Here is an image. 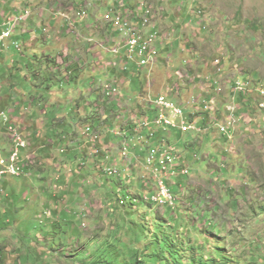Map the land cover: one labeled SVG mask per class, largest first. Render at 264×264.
Wrapping results in <instances>:
<instances>
[{"label": "rangeland", "instance_id": "1", "mask_svg": "<svg viewBox=\"0 0 264 264\" xmlns=\"http://www.w3.org/2000/svg\"><path fill=\"white\" fill-rule=\"evenodd\" d=\"M83 1L96 5L88 12L101 19L93 35L108 36L102 21L105 3L141 7L138 17L148 11L149 25L161 39L157 65L123 71L120 60L111 66L112 58L96 49L98 54L83 55L87 66L70 89L72 82L63 80L66 72L55 63L59 52L64 45L68 52L71 47L86 50L93 43L85 45L84 39L97 40L87 36L89 29L65 26L56 3L68 8ZM35 5L37 11L52 6L57 11L37 28L45 27L49 36L63 34L65 40L44 48L39 41L29 49L32 58L11 49L15 66L9 62L2 72L7 74L0 83V110L17 120L30 145L25 141L28 152L19 150V176L0 178V264H104L115 257L130 264H210L211 259L219 263L221 254L231 264H264V109L239 107L248 102L230 90L235 81L264 88V0H38ZM6 10L13 11L0 8V14ZM72 33L79 34L77 42L69 41ZM17 43L23 49L26 40ZM97 63L105 65L99 73L111 75L106 81L93 71ZM208 77L218 81L215 91L208 90ZM8 78L21 88L13 93L4 88ZM105 84L116 87L117 96H104ZM157 93L172 95L184 121L193 119L201 131L169 129L171 137L160 136L158 129L167 127L154 121L161 110L152 103ZM258 95L264 101V94ZM228 104L239 113L236 126ZM141 116L150 117L146 128L156 125L149 134L159 136L157 143L137 135ZM12 125L0 119V135L9 136ZM89 125L101 135L100 152L108 157L100 164L88 143L83 144L85 159L79 157L80 135ZM109 129L127 130L125 138L135 144L127 146L116 178L97 171L120 159L121 140L108 136ZM48 132L54 134L50 139ZM14 149L10 139L0 138L1 158L9 160ZM152 150L155 158L169 156L174 169L149 163ZM160 180L172 198L169 203L152 199Z\"/></svg>", "mask_w": 264, "mask_h": 264}, {"label": "clouds", "instance_id": "2", "mask_svg": "<svg viewBox=\"0 0 264 264\" xmlns=\"http://www.w3.org/2000/svg\"><path fill=\"white\" fill-rule=\"evenodd\" d=\"M36 1H38V0H35V2ZM41 1H43V0H41ZM73 4H76V3L73 2ZM125 5L126 6H123L121 8H117V7L110 6V4L107 5L105 3V5L103 6V7H105V11H104L105 15L103 16V20L102 21L106 25L105 28H106V30H108V36H104L100 32H98L96 35H93V32H88L89 34L87 36L88 37L94 36V38L97 40V42H95L93 40H89V39H84L85 40V45H88V42L89 43H93L89 49H94V50L99 49L101 54H108V56L112 58V62H110L111 66L116 64L117 59L120 60V62L124 65L123 71H125V70L131 71L132 68H134L137 71L138 70L141 71V70H144V69H148L150 67H154L158 63V53H159L158 44L161 43V39L159 38L158 32L156 31V27H151L149 25V21L146 18L147 14H148V11H146L144 13L143 17H142V15L140 17H138L139 13H140V10H142L141 7H136V8H133V10H130V9L127 8V4H125ZM88 6L96 7V5H93L91 3L86 4V1H83L81 4L70 6L71 10L67 11V8H64V6L61 3H59V6H58V10L59 11H58L57 14H61L62 15L61 20H63L67 25H72V26L76 25L79 21H81L83 19H85L84 21H89L88 19H86V18H88V15H89L90 16L89 19H94L98 23L95 26L97 28L99 23L101 22V19H100V17H98L94 13L88 12V9H87ZM102 8H99V11ZM95 9H97V8H95ZM51 10H52V12H54L56 14L57 11L55 12L53 6H52ZM96 12H98V11H96ZM104 13H102L101 16ZM31 15H32V12H30L28 9H23V10H20V13L18 14V16L3 18V22L0 24V50L1 49H9L11 51V49H14V50L18 51V53H20V54L22 53V49H21L19 43H17L18 41H14L13 40V35L15 34V36H16L17 28L21 24L26 23L30 19ZM73 15H74L73 19L69 18V17H71ZM134 18H136V22H134ZM145 20H146V22H145ZM81 22H83V21H81ZM96 28L94 30L95 32H96ZM40 30H41V32L45 33L44 29L41 28ZM72 36L74 38H76V34H73ZM77 39H78V37H77ZM133 41L136 42L137 46H146V47H142L140 49H137L132 54V58L130 59L129 58V44L131 42H133ZM93 46H95V48H93ZM143 48H145V49L142 50ZM141 50H142V52H141ZM43 57H45V56H43ZM49 58H51V57H49ZM51 61H52V59H51ZM213 61H215V60H213ZM142 62H144V63H142ZM184 62L185 63H189L187 61H184ZM55 63H56V61H55ZM58 67H59V69L61 68L59 65H58ZM27 69L29 70V72H31L30 76L32 78V76L34 74V73H32L33 72L32 69H30V68H27ZM83 69L84 68L79 70V68H77V69H74L73 72L78 73V72L82 71ZM6 70H7V68H6ZM12 71H15V70L12 69ZM67 71H65V72H66V75L68 76V78L72 79V81H74V80L78 81V75L74 76L72 74V72H68L67 73ZM93 71H95L96 73H99L97 69L93 70ZM5 74H7V73H5ZM35 74H36V78L40 76L39 73L37 72V70H36ZM99 75H101V74H99ZM23 77L26 78V75H24ZM99 77H100L99 80H103V76H99ZM99 80L97 81L96 84L99 83ZM207 81L210 82V84L207 85L209 91H215L216 89L219 88L218 81L216 79L208 77ZM236 82L237 81L233 82V86L230 88V90L232 91V94L235 93V95H238V92H236L235 88H234ZM77 84H78V82H77ZM77 84H76V86H77ZM105 85L102 86L103 89H104L103 90L104 96H110L111 94H116L115 96H117V94L119 92L116 89V87L113 88L112 86H107V85L105 86ZM256 85H258V84H256ZM256 85H255V83L253 85H250L251 88H252V91H253L250 94L253 97H255L254 99L259 100V104H260L263 100L260 98V96L255 91L256 90ZM76 86H74V87H76ZM142 90H143V88L141 89V91ZM88 92L93 93V90H90ZM169 96L171 97L172 95H168V97H167V96H165L163 94H158L157 93V94L154 95L152 103H154V105H156V103H155L156 100L159 97H161L166 102L172 103L173 105L176 106V104L173 103L169 99ZM118 97H120V96L118 95ZM149 97H151V96H149ZM3 98L4 97H1V99H3ZM1 99H0V101H1ZM103 100L110 101L109 98H107V99L104 98ZM228 107H231L232 110H229ZM239 107H241V106H239ZM156 108L159 109V107L157 105H156ZM236 109H237L236 107H233L230 104H228L226 106V111L228 113L231 112V111L235 112L234 113V117H235L234 124H235V126H236L237 121L239 119V117H237V115L239 113L236 111ZM258 109H261V108L258 106ZM159 112H160V110H159ZM167 113H170V112H167ZM0 114H3V115L0 116V119L4 123L9 124L11 122L13 124L11 127H9V131H8L9 132V136H6V135H3V136L5 138L10 139L13 145H16V143L14 142V139L17 136L20 137V139L25 143V141H26V139L28 137L26 138V137L21 135V131L18 128L17 120H15L13 117L10 119V117H8L7 114L3 110H0ZM215 114H219L220 115L221 113L219 111H217ZM157 116L158 115H156V117ZM240 116H241V114H240ZM155 118H154V121H155ZM169 118L174 119L173 114H172V117H169ZM149 119H150V117H146L144 120H142V116H141V119L138 117V121H141V122H139V124H140L139 129L140 128L141 129L146 128L148 126V124H149L148 123L150 121ZM188 123L192 124L193 123V119L190 120ZM94 129H95L94 125L87 126L85 131L82 132V135H80V138H81V136H85L87 138L86 139V143H88L91 146V150L89 152H92V153L93 152H95V153L98 152L95 155V160L94 161L96 163L100 164L105 159H108V157L100 152V148L102 146L100 147L99 145L101 144L100 141L102 140V137H101L100 134L93 133L92 131H94ZM128 130H130V129H128ZM108 131L112 133V134H107L108 136L117 137V138H119L121 140L119 142V145H120V148H121V150H120L121 154H120V159H115V160H112V161L110 160L109 164L106 167H109V166L114 167V166H116L118 168V167H121V165H122L123 144H126L128 146V148L131 147L130 144H132L133 146H135V144H133V142H131L130 140L127 141V139L125 138V136H127L126 135L127 130H121L119 133L112 132L111 129H109ZM137 131H138V129L134 130V132H137ZM23 132H25V131H23ZM131 133H133V132H131ZM106 139H105V141H106ZM67 142H69V141L67 140ZM70 143L71 142H69V144ZM107 143L108 142H106V144ZM29 145L30 144L28 143V146ZM26 147H27V145L25 143V147L24 148H20V149H24L25 150ZM128 148H127V150H128ZM14 150L11 151V154L14 152ZM85 150L87 152V148ZM25 151H27V150H25ZM64 152H65V150H61L60 149V153L64 154ZM79 157H82V156H79ZM9 159H10V157H9ZM7 161H9V160H7ZM21 163L22 162L20 161V164ZM104 168L100 167L97 171L100 172V174L104 175L105 177L110 178L109 176L104 174ZM19 169H20L19 171H21V166L19 167ZM3 170L4 169L2 167H0V172L3 171ZM9 175L10 174H3V175L0 176V178H4V177L9 176ZM11 176H13V175H11ZM18 176H16V177H18ZM116 177L117 176L112 177V178H116ZM156 189L158 190V193L154 194L153 195L154 197L159 195L158 182H157ZM142 199H144V198H142Z\"/></svg>", "mask_w": 264, "mask_h": 264}, {"label": "crops", "instance_id": "3", "mask_svg": "<svg viewBox=\"0 0 264 264\" xmlns=\"http://www.w3.org/2000/svg\"><path fill=\"white\" fill-rule=\"evenodd\" d=\"M86 4H88L87 1H86ZM56 6L58 7L59 3H57ZM31 7H32V10L30 12H32V15H31L30 19L26 23L21 24L17 28L16 36L13 39L14 41H18V39L26 40L25 47H28V48H27V50H25V47H24L22 49V53L21 54L24 55V56H28L29 58L33 57V54L30 52L29 49L34 48L36 45H39L41 43L40 44L41 48H44V46L46 47V45H48L50 42L55 44V43H57L59 41L64 42V40H65L63 38V36H64L63 34L57 35L55 37L52 36V35L49 36L46 32L43 33V32H41L40 29L37 28L38 26L45 24V19H46L47 15L53 17V16H55V13H52L51 10L45 11L44 8H39L38 11H37V8H36V5H35V0H28V1H25V0H6V1H3V2L0 1V8L2 10H4V8L5 9L9 8L10 10H13L11 12L6 10V13H3V11L1 12L0 15L2 16V20L0 21V24L3 22V18H8L10 16H18V14L20 13V10H23V9H28L29 10ZM70 10H71V8L68 7L67 11H70ZM88 20L89 21H83V22L79 21L76 24V27H84L85 30L89 29V30H91V32H93L95 30V28H96L95 26L98 23L94 19H88ZM47 26L50 27L49 24ZM65 26H67L66 23H65ZM36 28L38 30L37 31L38 35H35V33L33 31V30H36ZM42 29L45 30V27L42 28ZM66 30H67V28H66ZM39 32H41V33H39ZM78 35L79 34H76V38H74L72 36L69 39V41L77 39ZM39 41H40V43H39ZM75 42H77V41L75 40ZM64 47H65V50L61 49V51L59 52V56L57 58L58 60L56 59V63L60 65V67H61L60 71L61 70H64V71L68 70L67 73L68 72H72V74L73 75L76 74V76L79 75V72L78 73L73 72L74 69L79 68V70H80V69L85 68L87 66V63H86L87 60H86V58L83 55L92 54V53L98 54V52H96L94 49H89L88 48L86 50H81L80 48L79 49L78 48H74L73 49L71 47V48H69L70 52H68V47L69 46L64 45ZM93 48H95V46H93ZM14 51H16V50H14ZM87 51H89V52H87ZM16 52H18V51H16ZM68 53H69V55H72L69 58L66 56V54H68ZM46 54L49 55L48 53H46ZM61 54L63 56H65V58H63L61 56ZM12 55L13 54L10 53L9 49H1L0 50V73H1V75H0V83H2V78L4 76H6V74L5 73L2 74V72L6 70L7 64L9 62H11L15 66V62L12 61ZM42 56H45V55H42ZM72 57L75 60H73ZM104 66L105 65H102V66L99 67V64L98 63L96 64L97 70L99 68L100 69L101 68L105 69ZM12 69L13 70H20L17 67H14ZM61 73H62V71H61ZM99 74H101L103 76V79L105 81H106L107 78L111 77V75L109 77L103 75V72H100ZM80 77H81V75H80ZM63 80L65 82H72V83H68V85L71 86L70 89H72L74 86H76V84L78 82L76 80L72 81V79L68 78L67 75L65 77H63ZM2 86L4 88L11 89L12 90L11 93L15 92L13 90L14 87L18 88V89L21 88V85H19V83L16 82L15 78L14 79H9L8 78L7 80L3 81ZM14 95H15V93H14ZM33 100L35 101V99H33ZM0 104H1V102H0ZM2 137L3 136L0 135V138H2ZM82 147L84 148V145ZM26 157H30V156L26 154ZM88 169L94 170L92 168H88ZM95 173H97V172H95Z\"/></svg>", "mask_w": 264, "mask_h": 264}, {"label": "built area", "instance_id": "4", "mask_svg": "<svg viewBox=\"0 0 264 264\" xmlns=\"http://www.w3.org/2000/svg\"><path fill=\"white\" fill-rule=\"evenodd\" d=\"M142 47H146V46H137L135 41L131 42L129 44V58L131 59L132 54L137 49H140ZM144 49L145 48H143L142 50H144ZM142 50H141V52H142ZM142 63H144V62H142ZM244 83L245 82L237 81L235 83V86H234L235 91L236 92H244V93L253 92L251 86L250 85L247 86ZM255 91L257 92V94H264V88L262 90V88L259 87ZM155 103L159 108H161L160 113L155 118V123L157 121L160 123V125H163L164 127L180 128L182 131H188V130H199V131H201L200 129H196L191 123L185 122L182 111L178 107L173 105L172 103L166 102L161 97H159ZM259 107L261 109H264V101H262L259 104ZM163 110L173 114L174 119L169 118L168 115L163 112ZM1 115H3V114H0V116ZM178 119L181 120L179 125L177 124ZM221 130L224 131L223 127L221 128ZM15 143H16V149L11 154V162H4L3 159L0 158V167L9 168V174L13 175V176L17 175L19 170H20L19 167L16 166V162H17L18 157H19V149L25 147V143L23 141H19L18 136L15 138ZM96 153H98V152H96ZM155 154H156V152L154 150H152V152H151L152 158L149 161V163L153 164L159 170H167V168H169L170 170L174 169V166L171 165L173 161L170 159L169 156L160 155L159 158H155V157H153V155H155ZM122 155L125 158L127 157V145L126 144H123ZM118 170L119 169L116 166L105 167L104 168V174H106L109 177H115V176L119 175ZM183 172H186V171H182V173ZM158 188H159V195L156 197H153L152 199L153 200H156L157 198L160 199L159 202L161 204L169 203V201L172 200V198H171V196H169V194H168L169 191L166 189L163 180H160L158 182Z\"/></svg>", "mask_w": 264, "mask_h": 264}, {"label": "trees", "instance_id": "5", "mask_svg": "<svg viewBox=\"0 0 264 264\" xmlns=\"http://www.w3.org/2000/svg\"><path fill=\"white\" fill-rule=\"evenodd\" d=\"M49 62V61H48ZM256 84H258V82H255V85ZM238 95L239 96H241V98H242V100L243 101H247L248 103L246 104V105H243V106H241V107H245L246 109H249V110H251V112L253 111H255L256 110V108L258 109V106H259V100H256V99H254L253 98V96L251 95V94H247V93H244V92H238ZM153 126H156V125H152V126H149L148 128H146L145 129V131L144 130H142L141 129V131H139V133L137 134V135H145V136H147L148 137V139H151V141L152 142H158V140H160V138H159V136H157L156 134H154V133H150L149 134V131L151 130V131H154V130H152V128H154ZM158 127H160V126H158ZM163 128V127H162ZM169 129H177V128H172V127H167V130L165 131V130H163V129H158V132H159V134H160V136H162V132H163V136L164 135H166V137H164V138H169V137H171V136H169V134L170 133H174V132H171V131H168ZM131 130V132H134V130L135 129H130ZM52 133V132H51ZM47 133L45 136H46V138L47 139H50V138H52L53 136H54V134L52 133ZM63 133H67V132H63ZM86 137L85 136H81V140H80V144H81V146H80V144H79V146H80V153H79V155L80 156H84V157H81V159H85V155L87 154V152H85L86 150L82 147L83 146V144L84 143H86ZM128 139H130V140H132V137L131 138H128ZM106 141H108V138L106 139ZM133 141V140H132ZM133 144H134V141H133ZM131 146H133L132 144H130ZM160 145V144H159ZM46 147H48V148H50L48 145H45ZM83 149H82V148ZM140 153V155H143V154H145V152L144 151H142V152H139ZM41 165H44V162H42L41 163ZM44 166H46V165H44ZM119 180H122V179H120V178H118ZM123 181V180H122ZM121 181V182H122ZM13 192H14V189H13ZM139 199H141V198H139ZM143 200V199H142ZM121 202H124V201H122V200H120ZM132 205V204H131ZM220 250V249H219ZM113 257V256H112ZM135 257H137V255H135ZM104 259H106V258H104ZM220 262L219 263H217V262H215L213 259H211L210 260V264H231L232 262V259H226L222 254H221V256H220V260H219ZM139 263V262H138ZM197 263H199V264H201V261H199V262H196L195 260H193V262L191 263V264H197ZM104 264H130V263H128V262H120V259H118V258H114V259H108V260H106L105 262H104Z\"/></svg>", "mask_w": 264, "mask_h": 264}, {"label": "bare ground", "instance_id": "6", "mask_svg": "<svg viewBox=\"0 0 264 264\" xmlns=\"http://www.w3.org/2000/svg\"><path fill=\"white\" fill-rule=\"evenodd\" d=\"M143 10H144V9H143ZM147 17H148V16H147ZM69 18H71V17H69ZM145 22H146V20H145ZM228 109H229V110H232L231 107H228ZM19 141H22V140L20 139V137H19ZM14 142H15V139H14ZM3 161H4V162H11V156H10L9 161H6V160H4V159H3ZM3 169H4V170L0 172V176L3 175V174H9V168H3ZM183 173H186V172H183ZM183 173H182V174H183Z\"/></svg>", "mask_w": 264, "mask_h": 264}]
</instances>
